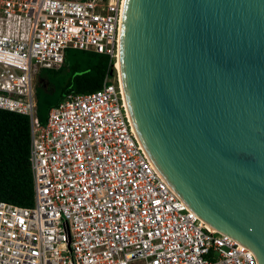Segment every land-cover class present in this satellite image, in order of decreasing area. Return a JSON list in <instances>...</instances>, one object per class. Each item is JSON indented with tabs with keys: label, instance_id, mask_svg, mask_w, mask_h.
I'll return each mask as SVG.
<instances>
[{
	"label": "built area",
	"instance_id": "obj_1",
	"mask_svg": "<svg viewBox=\"0 0 264 264\" xmlns=\"http://www.w3.org/2000/svg\"><path fill=\"white\" fill-rule=\"evenodd\" d=\"M125 0H0V110L31 123L32 207L0 201V264H259L208 225L154 167L120 60ZM109 58L102 89L37 112L35 79L66 50Z\"/></svg>",
	"mask_w": 264,
	"mask_h": 264
},
{
	"label": "water",
	"instance_id": "obj_2",
	"mask_svg": "<svg viewBox=\"0 0 264 264\" xmlns=\"http://www.w3.org/2000/svg\"><path fill=\"white\" fill-rule=\"evenodd\" d=\"M120 56L153 163L264 264V0H125Z\"/></svg>",
	"mask_w": 264,
	"mask_h": 264
},
{
	"label": "trees",
	"instance_id": "obj_3",
	"mask_svg": "<svg viewBox=\"0 0 264 264\" xmlns=\"http://www.w3.org/2000/svg\"><path fill=\"white\" fill-rule=\"evenodd\" d=\"M85 68L81 60L65 57L59 70L42 69L36 83L37 112L46 124L49 112L69 95L88 94L103 87L110 60L88 51ZM31 123L27 116L0 110V201L32 207L35 198L30 163Z\"/></svg>",
	"mask_w": 264,
	"mask_h": 264
},
{
	"label": "rangeland",
	"instance_id": "obj_4",
	"mask_svg": "<svg viewBox=\"0 0 264 264\" xmlns=\"http://www.w3.org/2000/svg\"><path fill=\"white\" fill-rule=\"evenodd\" d=\"M88 51L76 50L73 48H69L66 50V55L69 58L70 62L74 63L76 60H81V68H85V59L88 56ZM38 81V76L35 79V83Z\"/></svg>",
	"mask_w": 264,
	"mask_h": 264
},
{
	"label": "bare ground",
	"instance_id": "obj_5",
	"mask_svg": "<svg viewBox=\"0 0 264 264\" xmlns=\"http://www.w3.org/2000/svg\"><path fill=\"white\" fill-rule=\"evenodd\" d=\"M120 57V60H119V63H118V69H119V71L120 72H122V61H121V56H119ZM123 88H124V86H123ZM124 93H125V91H124ZM125 99H126V95H125ZM126 103H127V99H126ZM127 107H128V104H127ZM128 109H129V107H128ZM136 130V129H135ZM138 135V134H137ZM138 138H139V136H138ZM139 140H140V138H139ZM141 141V140H140ZM141 143H142V141H141ZM143 144V143H142ZM143 146H144V144H143ZM145 148V147H144ZM146 149V148H145ZM148 153V152H147ZM149 157H150V155H149ZM150 159H151V157H150ZM151 161H152V163H153V160L151 159ZM153 165H154V167L158 170V168L156 167V165L153 163ZM159 171V170H158ZM159 173L162 175V173L159 171ZM163 176V175H162ZM163 178L165 179V181L167 182V184L171 187V185L169 184V182L166 180V178L163 176ZM172 188V187H171ZM210 228V227H209ZM211 230H212V228H210Z\"/></svg>",
	"mask_w": 264,
	"mask_h": 264
}]
</instances>
